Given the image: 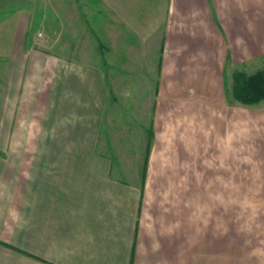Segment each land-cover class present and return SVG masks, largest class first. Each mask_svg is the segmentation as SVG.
<instances>
[{"label": "crops", "instance_id": "1", "mask_svg": "<svg viewBox=\"0 0 264 264\" xmlns=\"http://www.w3.org/2000/svg\"><path fill=\"white\" fill-rule=\"evenodd\" d=\"M87 1L93 8L88 29L94 34V45L99 41L109 49L114 46L123 60L119 96L129 95L130 45H158L154 73L146 79L151 82L155 113L172 105L185 114L183 109L198 99L204 105H220L227 71L234 101L232 74L254 73L264 63V0ZM6 2L8 6L0 8V113L7 115L10 138L4 144L12 146L11 151L16 145L28 146L19 139L22 127L16 120L22 121L30 112L39 115L35 121L32 118V128L43 132L38 138L42 144H75L65 137L87 142L88 127L81 130L76 125L79 107L98 106V113L105 112L108 76L78 67L73 57H53L32 49L31 14L28 6L16 5L29 0ZM142 57L133 60L135 69L152 65L150 55ZM252 64L257 66L248 72L246 67ZM136 71V82L142 81L144 73ZM132 91L130 97L143 92L138 85ZM259 104L264 116V101L249 106ZM154 124L146 129L150 142L140 173L130 172L132 177L141 176V186L107 177L112 168L126 178L128 165L116 167L111 162H129L136 155L108 158L92 149L39 155L23 150L6 155L8 165L0 168V264H9L10 258L1 243L14 247L17 235L24 242H38V256L45 264H88L99 251L105 255L99 254L94 264H264V149L228 154L223 161L231 163L226 166L230 169L220 171L222 177H231V201L226 206L223 201L214 207L205 205L193 218L192 204L177 202L191 193V186L185 185L192 176L191 154L157 153ZM122 127L126 135L128 125ZM123 141L125 153L128 143ZM262 144L264 148V138ZM37 161L39 165L33 164ZM246 161L260 172L241 186V176L246 175H241L240 163ZM63 162H74L75 171H61ZM258 178H263L262 184ZM216 187L217 193H223V186ZM249 195H259L258 200ZM76 244V253H62Z\"/></svg>", "mask_w": 264, "mask_h": 264}, {"label": "rangeland", "instance_id": "2", "mask_svg": "<svg viewBox=\"0 0 264 264\" xmlns=\"http://www.w3.org/2000/svg\"><path fill=\"white\" fill-rule=\"evenodd\" d=\"M6 1H0L1 9H5L8 6ZM18 4L28 6L29 13L31 14L29 18L31 21L29 36H31L32 40V49L47 52L53 57L58 54H64L69 58L73 57L78 67L95 69L101 73H106V77L108 76L109 80V96L106 99L109 107H105V112L102 114V111L98 113V106H95L93 109L87 106H80L78 122H74L81 130L88 127L87 130L90 132L87 135V142L83 143L81 137L79 138L80 141L76 137H74V140L65 137L66 141L75 142L73 145L68 144L66 146L42 144L38 138L43 132L32 128L35 125L33 122L39 115L32 112L23 115L22 121L19 119L16 121L17 125L22 127L18 132L23 137L19 139L21 142L28 143V146L16 145L15 148L13 147V151H11L12 146L4 144L10 138L9 128L6 129V127L10 126L7 115L0 113L1 169L6 168L8 165V162L4 159L11 152L18 153L25 150V152L39 155L41 153L50 154L56 152L89 153L90 149H92L93 153L106 154L107 157L110 154H122L129 158V155H132L135 158L136 155L137 159L129 162H111L116 167L128 165L129 175L126 178L124 176L119 177L112 168L108 171L107 177L112 181L120 180L125 182V184L141 186L143 182L141 176L137 178L132 177L131 173H135V169L140 173L142 157L146 155V152L148 154L146 144L150 142L149 137L146 136V129H149L150 126L152 127V123L154 122V131L158 143V147L156 148L157 153L191 154L190 165L192 176L190 179H186L185 183L186 186H191V193L183 194V199L178 198L177 202L192 204V215L194 218L197 217L195 213H200L202 211L201 208L206 207L205 205L209 207L212 205L214 207L217 201H223L226 206L231 201V177H222L220 171L222 168L224 170L230 169V167L226 168V166H230L231 163L223 161V159H227V155L233 152L240 153L241 155L255 154L259 149L263 152L264 116L261 113L263 104L256 105V107L242 106L232 101L228 90L230 84L228 71L226 72L224 84L225 98L220 105H204L199 103L201 101L198 99L191 101L192 103L186 106L189 107L188 109H183L185 114L178 113L180 109H176L175 111L172 105H169L166 109H162L161 107L160 111L155 113L151 107L154 103L151 82H148L146 79L149 72L154 73L158 45H130L128 50L129 56L127 57V69L129 71L127 78H129V81L127 80L126 85L129 95L134 93L132 89L136 85L143 92L139 97H130L129 95L127 97L119 96L118 94L120 93L117 90L123 86V82L118 80V75H123V72L120 73L119 70L120 63H123V60L120 62L118 51H116L114 46L112 49H109L108 45H101L99 41H97L99 45H94V34H91L88 29L90 27L89 22H91L89 18L93 15L91 12L93 8L87 0H29V3H16V5ZM99 36L103 37L102 34H99ZM132 38L134 41H137V39L130 35L129 39L131 40ZM143 53L150 55L152 65H139L138 69H135L133 60L144 58L142 57ZM256 66L255 64L248 65L246 70L252 72ZM136 70L144 73V78H141L142 81L136 82L135 74L138 73ZM31 91L34 93V86H32ZM32 118H35L34 121H32ZM25 119H27V122ZM67 122L70 123L72 121L68 120ZM124 124L128 125L126 135H123L122 126ZM23 127L27 128L24 129ZM124 139H127L128 143L126 154L122 152L123 149L121 147ZM187 163L189 164V162ZM10 164L12 165L13 163ZM33 164L39 165L40 162L37 161V163ZM62 164L63 168L60 169L61 171H75L72 168L75 164L74 162H63ZM240 164L241 175H246L245 177L241 176L240 185L246 186L248 181L251 183L256 179L260 171L256 172L254 167H249L247 161ZM103 167L105 168V166ZM262 180L263 178H258V181H261L259 184H262ZM216 186L218 188L223 186V193L219 191L217 193L215 190ZM243 195L242 193L239 194L241 201H245ZM245 196L248 195L246 194ZM252 196L253 199L251 200H258L256 197H259V195ZM202 203L203 205H201ZM206 211L208 210L203 212ZM23 238V236L17 235L14 247L11 246L13 245L12 243L9 245L10 248L7 247L10 253L9 264H45L46 262L38 256V251H40V248L38 249V242L25 241V243ZM3 243L7 244L6 242ZM30 244L34 247H27ZM76 249L77 244L73 247L65 248L62 253L70 256L72 252L76 253ZM99 254L101 256L105 255L103 251L97 252L96 256L91 257V264H94L95 259L100 260L97 257ZM11 255H13V258Z\"/></svg>", "mask_w": 264, "mask_h": 264}, {"label": "trees", "instance_id": "3", "mask_svg": "<svg viewBox=\"0 0 264 264\" xmlns=\"http://www.w3.org/2000/svg\"><path fill=\"white\" fill-rule=\"evenodd\" d=\"M230 92L233 100L243 106L264 101V63L260 70L251 74H246L243 71L234 72ZM1 244L4 247H9L7 244Z\"/></svg>", "mask_w": 264, "mask_h": 264}]
</instances>
